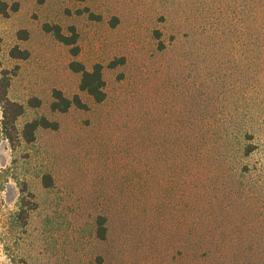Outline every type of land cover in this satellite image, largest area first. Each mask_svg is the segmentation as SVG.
Here are the masks:
<instances>
[{"label":"rangeland","instance_id":"rangeland-1","mask_svg":"<svg viewBox=\"0 0 264 264\" xmlns=\"http://www.w3.org/2000/svg\"><path fill=\"white\" fill-rule=\"evenodd\" d=\"M4 1L17 129L58 128L12 147L0 105V264H264V0ZM71 61L102 65L103 102Z\"/></svg>","mask_w":264,"mask_h":264},{"label":"trees","instance_id":"trees-1","mask_svg":"<svg viewBox=\"0 0 264 264\" xmlns=\"http://www.w3.org/2000/svg\"><path fill=\"white\" fill-rule=\"evenodd\" d=\"M18 2H13L9 4L4 0H0V14L8 15L10 12H15L18 10ZM44 29L48 32H52L53 36L59 42L70 46V53L72 55H77L79 53V46L77 45V36L72 29L70 35H66L61 31L58 24H44ZM25 32L26 38L27 31ZM14 57L25 58L27 56V51H21L17 47L11 51ZM114 64V63H112ZM69 67L74 72L80 73L79 89L85 91L96 103H101L106 97L105 92V81L102 75V65L100 63H95L92 65L91 69H87L82 63L78 61H71ZM8 77L5 75L0 76V105L2 111L1 118V132L4 137L10 142L12 147L18 145L21 141L33 142L35 139V132L38 128H49L57 129L58 122L49 120L45 116L35 117L23 124L21 130L17 129L16 121L24 113V105L9 99L7 96L8 90ZM51 102L49 108L51 111H57L64 113L74 105L81 109H87L86 103H84L78 94H74L71 98L65 96L63 92L59 89H53L51 94ZM29 104L33 107L40 105V100L37 98H32ZM49 177H44V182L47 181ZM50 179V178H49ZM48 179V180H49ZM103 218L98 221V236L104 237L105 226H103ZM97 264H104L101 257H98Z\"/></svg>","mask_w":264,"mask_h":264}]
</instances>
